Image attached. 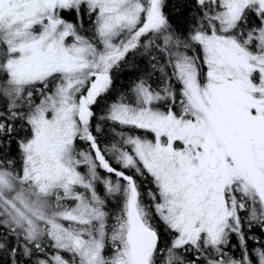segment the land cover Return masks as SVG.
I'll return each mask as SVG.
<instances>
[{
    "label": "snow or ice",
    "instance_id": "obj_1",
    "mask_svg": "<svg viewBox=\"0 0 264 264\" xmlns=\"http://www.w3.org/2000/svg\"><path fill=\"white\" fill-rule=\"evenodd\" d=\"M0 264H264V0H0Z\"/></svg>",
    "mask_w": 264,
    "mask_h": 264
}]
</instances>
